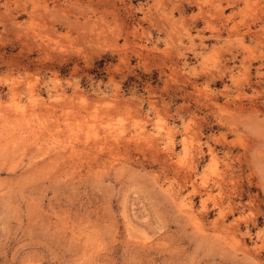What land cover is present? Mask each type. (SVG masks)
I'll return each instance as SVG.
<instances>
[{"label":"rangeland","instance_id":"rangeland-1","mask_svg":"<svg viewBox=\"0 0 264 264\" xmlns=\"http://www.w3.org/2000/svg\"><path fill=\"white\" fill-rule=\"evenodd\" d=\"M0 264H264V0H0Z\"/></svg>","mask_w":264,"mask_h":264},{"label":"bare ground","instance_id":"bare-ground-1","mask_svg":"<svg viewBox=\"0 0 264 264\" xmlns=\"http://www.w3.org/2000/svg\"><path fill=\"white\" fill-rule=\"evenodd\" d=\"M182 201V206L183 207H186L190 212L193 213V207L191 204L185 202V200H181ZM184 211V210H183ZM195 217V216H194ZM196 219V218H195ZM198 219V218H197ZM199 222V221H198ZM199 225H200V222H199Z\"/></svg>","mask_w":264,"mask_h":264}]
</instances>
